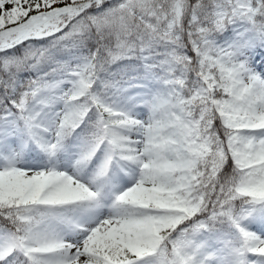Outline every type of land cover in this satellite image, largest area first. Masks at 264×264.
I'll use <instances>...</instances> for the list:
<instances>
[{
    "label": "snow or ice",
    "instance_id": "1",
    "mask_svg": "<svg viewBox=\"0 0 264 264\" xmlns=\"http://www.w3.org/2000/svg\"><path fill=\"white\" fill-rule=\"evenodd\" d=\"M0 264H264V0H0Z\"/></svg>",
    "mask_w": 264,
    "mask_h": 264
}]
</instances>
